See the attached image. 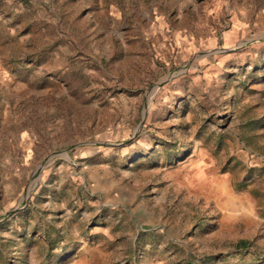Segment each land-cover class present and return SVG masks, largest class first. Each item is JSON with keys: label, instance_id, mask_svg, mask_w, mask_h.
<instances>
[{"label": "rangeland", "instance_id": "obj_1", "mask_svg": "<svg viewBox=\"0 0 264 264\" xmlns=\"http://www.w3.org/2000/svg\"><path fill=\"white\" fill-rule=\"evenodd\" d=\"M92 241L264 264V0H0V264Z\"/></svg>", "mask_w": 264, "mask_h": 264}, {"label": "crops", "instance_id": "obj_2", "mask_svg": "<svg viewBox=\"0 0 264 264\" xmlns=\"http://www.w3.org/2000/svg\"><path fill=\"white\" fill-rule=\"evenodd\" d=\"M72 253V257L66 264H121L116 258H113L111 251H108L102 241L84 242Z\"/></svg>", "mask_w": 264, "mask_h": 264}, {"label": "trees", "instance_id": "obj_3", "mask_svg": "<svg viewBox=\"0 0 264 264\" xmlns=\"http://www.w3.org/2000/svg\"><path fill=\"white\" fill-rule=\"evenodd\" d=\"M247 242L246 240H239L236 244H235V249L236 252H240V253H244L245 250H247Z\"/></svg>", "mask_w": 264, "mask_h": 264}]
</instances>
